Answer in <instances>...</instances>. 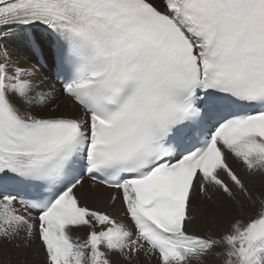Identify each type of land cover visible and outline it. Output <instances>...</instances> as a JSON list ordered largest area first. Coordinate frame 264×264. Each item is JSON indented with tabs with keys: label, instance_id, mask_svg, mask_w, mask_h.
Returning <instances> with one entry per match:
<instances>
[{
	"label": "snow or ice",
	"instance_id": "1",
	"mask_svg": "<svg viewBox=\"0 0 264 264\" xmlns=\"http://www.w3.org/2000/svg\"><path fill=\"white\" fill-rule=\"evenodd\" d=\"M33 245L264 264V0H0V255Z\"/></svg>",
	"mask_w": 264,
	"mask_h": 264
},
{
	"label": "bare ground",
	"instance_id": "2",
	"mask_svg": "<svg viewBox=\"0 0 264 264\" xmlns=\"http://www.w3.org/2000/svg\"><path fill=\"white\" fill-rule=\"evenodd\" d=\"M39 71L42 74L44 73L42 69H39ZM45 81L48 84H55L57 89L60 88V86L53 79L47 76H45ZM61 99L62 100L60 101V105H61V110L63 111V110H66L70 105H69L67 98H64L61 96ZM105 197H106V193H102L99 199L93 198L89 202L94 203V204H100L103 206ZM110 211H112L113 214L115 215H122V209L119 204L116 205L115 208L110 209ZM233 215H235L234 212H233ZM205 227H207V225L205 224V221L203 222L198 221L197 225L195 226L193 230L199 231ZM79 234L83 235L82 232ZM9 254L11 255L12 264H17L18 261L25 260V259L28 261V264H43V260H44L43 253L38 252V245H33L31 249H27V250L20 249L19 251L11 249L10 247L6 248L3 255H0V259H7ZM141 260L143 264H156L155 259L151 261H146L145 258L141 257Z\"/></svg>",
	"mask_w": 264,
	"mask_h": 264
},
{
	"label": "rangeland",
	"instance_id": "3",
	"mask_svg": "<svg viewBox=\"0 0 264 264\" xmlns=\"http://www.w3.org/2000/svg\"><path fill=\"white\" fill-rule=\"evenodd\" d=\"M43 71H45L44 69H42ZM47 77L51 78L54 80V76L52 75H46ZM61 97L57 100V103L60 104V101H61ZM233 216V212L231 211H228V212H225V211H220L218 212V221L216 223V228L218 230H224L227 228L228 224L230 223V220ZM203 222V221H202ZM205 224L207 225V222L205 221Z\"/></svg>",
	"mask_w": 264,
	"mask_h": 264
}]
</instances>
